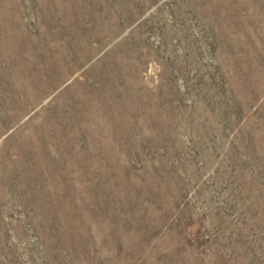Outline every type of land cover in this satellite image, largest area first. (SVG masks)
Listing matches in <instances>:
<instances>
[{
  "label": "rangeland",
  "instance_id": "374dc122",
  "mask_svg": "<svg viewBox=\"0 0 264 264\" xmlns=\"http://www.w3.org/2000/svg\"><path fill=\"white\" fill-rule=\"evenodd\" d=\"M0 264H264V0H0Z\"/></svg>",
  "mask_w": 264,
  "mask_h": 264
}]
</instances>
